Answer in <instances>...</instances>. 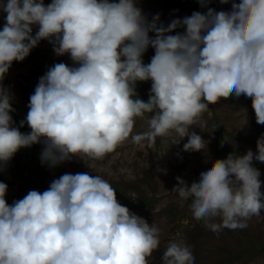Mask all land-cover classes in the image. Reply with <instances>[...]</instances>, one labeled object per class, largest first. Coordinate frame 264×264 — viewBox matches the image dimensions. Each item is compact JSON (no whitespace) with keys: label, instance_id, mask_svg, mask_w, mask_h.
I'll use <instances>...</instances> for the list:
<instances>
[{"label":"clouds","instance_id":"1","mask_svg":"<svg viewBox=\"0 0 264 264\" xmlns=\"http://www.w3.org/2000/svg\"><path fill=\"white\" fill-rule=\"evenodd\" d=\"M196 2L206 11L165 24L159 14L149 19L138 0H0V172L20 149L38 144L41 165L50 169L79 157L102 160L129 138L150 149L173 132L175 145L187 138L182 151L201 152L210 141L190 129L206 128L209 106L230 97L250 98L264 125V0H219L230 11ZM41 41L73 66L48 68L16 127L3 81ZM149 48L154 55L145 64ZM149 81L145 102L136 89ZM146 114L149 130L133 135ZM25 124L28 133L20 131ZM253 161L264 163V133L255 153L216 160L191 184L178 176L172 191L191 200L193 217L211 231L244 229L264 211ZM7 191L0 182V264H148L160 245L155 224L121 205L99 175L64 173L12 205ZM217 216L222 224L210 222ZM162 264H195V257L183 241L171 242Z\"/></svg>","mask_w":264,"mask_h":264},{"label":"rangeland","instance_id":"2","mask_svg":"<svg viewBox=\"0 0 264 264\" xmlns=\"http://www.w3.org/2000/svg\"><path fill=\"white\" fill-rule=\"evenodd\" d=\"M44 3L47 5L51 0H44ZM138 3L149 19L159 14L165 24L174 18L190 16L194 11H206L196 0H138ZM209 7L216 11H230L231 3L222 5L219 0H213ZM5 16L0 12V30ZM37 30L34 26L33 32ZM153 55L154 50L149 48L143 57L144 63H150ZM60 62L73 66L68 55L57 57L47 41H41L23 62H13L3 84L13 93L15 111L11 115L16 127L27 115L29 97L39 78L49 67ZM150 89L149 81L138 83L136 90L141 95ZM209 107L211 114L205 113L203 117L207 127L193 126L190 129L210 141L201 152L182 151L187 138L175 145L173 141L179 137L174 132L167 137H157L150 149L139 147L129 138L102 160L79 157L54 169L41 165L42 145L20 149L0 172V182L8 186L6 201L12 205L30 190L43 192L52 180L64 173L88 172L108 181L116 190L121 205L159 229L160 245L148 258V264H162L169 243L179 241L190 247L195 264H264V211L248 219V226L244 229L222 228L213 232L205 226L204 220L193 217L191 200L181 201L172 191L177 184L176 177L189 184L198 181L200 173L208 171L212 163L227 158L228 149L234 151L233 156L244 155L248 149L256 152V141L264 133V125L256 123L250 98L230 97ZM150 115L137 118L133 135L149 130ZM212 130L215 131L210 136ZM224 137L228 143L221 147ZM253 166L261 173V191L264 192V163L253 161ZM210 222L222 224V218L217 216Z\"/></svg>","mask_w":264,"mask_h":264},{"label":"trees","instance_id":"3","mask_svg":"<svg viewBox=\"0 0 264 264\" xmlns=\"http://www.w3.org/2000/svg\"><path fill=\"white\" fill-rule=\"evenodd\" d=\"M149 93H150V91H148V92H146V93H144V94L138 95V96H139L140 99H142V100H144L145 102H147V100H148V98H149ZM20 131H21L22 133H28V132H30V129H29V128L27 127V125L25 124V126H24L23 128H20ZM227 151H228V155L234 153L233 150H229V149H228Z\"/></svg>","mask_w":264,"mask_h":264}]
</instances>
